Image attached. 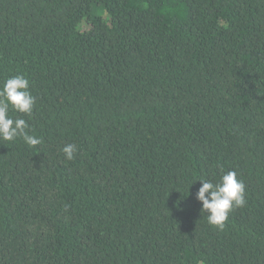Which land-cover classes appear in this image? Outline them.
<instances>
[{
    "label": "trees",
    "instance_id": "obj_1",
    "mask_svg": "<svg viewBox=\"0 0 264 264\" xmlns=\"http://www.w3.org/2000/svg\"><path fill=\"white\" fill-rule=\"evenodd\" d=\"M18 74L43 143L0 140V264H264V0H0ZM230 170L221 230L196 192Z\"/></svg>",
    "mask_w": 264,
    "mask_h": 264
},
{
    "label": "clouds",
    "instance_id": "obj_2",
    "mask_svg": "<svg viewBox=\"0 0 264 264\" xmlns=\"http://www.w3.org/2000/svg\"><path fill=\"white\" fill-rule=\"evenodd\" d=\"M35 105V97L29 91V80L22 74L7 78L0 87V140L14 142L18 138L29 147L43 143L42 139L30 135L28 122L23 118H12L10 109L14 112L31 115ZM61 151L67 160H72L77 147L66 144ZM235 171L221 172L220 179L212 182L199 179L201 187L196 192V199L202 203L201 213L206 216L210 226L223 229L229 213L234 208L245 206V185L237 178Z\"/></svg>",
    "mask_w": 264,
    "mask_h": 264
}]
</instances>
